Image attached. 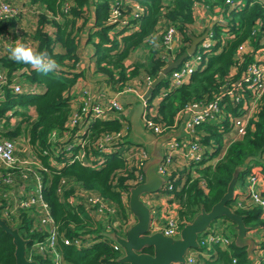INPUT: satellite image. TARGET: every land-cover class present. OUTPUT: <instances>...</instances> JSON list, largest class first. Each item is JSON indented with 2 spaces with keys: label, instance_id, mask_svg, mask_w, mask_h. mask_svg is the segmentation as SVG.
Masks as SVG:
<instances>
[{
  "label": "trees",
  "instance_id": "1",
  "mask_svg": "<svg viewBox=\"0 0 264 264\" xmlns=\"http://www.w3.org/2000/svg\"><path fill=\"white\" fill-rule=\"evenodd\" d=\"M15 1L19 0H0L12 6L15 5ZM116 2L115 0H29L31 5L37 6L38 13L35 15V24L30 29V38L33 42H27L26 38H23V41L26 44L30 43L38 51L46 50L60 65L58 71L46 76L37 73L30 65L9 59L7 48L9 45L14 46L11 37L17 30H20L19 32L25 30H21L20 18L0 21V51L4 52L0 57V73H4L7 78L6 84L0 87V119L5 120L4 125L0 127V142L10 141L22 149V141L26 140L28 147L40 162V167L22 166L20 161L26 160L16 157L19 164L13 170H6L0 164V174H10L12 179L11 185H0V218L9 227L17 228L23 239L31 241L27 246L26 257L36 264H56L52 253L39 252L38 245L44 244L47 237L41 223L44 211L38 206L29 209L18 207L21 201L27 202L35 195L37 178L42 186L41 200L47 205L50 218L59 228L56 247L61 262L121 264L118 261L123 252L114 248L113 241L107 236L106 228L109 226L111 232L115 234L126 233V230L122 232L123 229L119 226V222L127 220L129 215L128 208L121 199V193L128 194V190L135 187L137 177H143L142 172H136L133 162H125L126 157L120 154L108 156L105 164L100 168L59 159L57 162L64 165L59 169L50 166L48 162L52 152L49 155L42 154H47L50 150L51 135L61 134L73 114L72 91L78 80L83 77V71L78 70L82 56L80 48L82 40L93 48L92 60L96 73L108 80L107 84L112 93H118L121 97L122 92L128 88L143 95L142 91L134 88L135 82L146 79L148 88L147 79L153 82L166 67L164 56L167 53L173 54L175 61L186 53L193 37H200L204 33H207V37L211 35L212 44L209 53L203 57L202 67L192 73L189 81L179 87L171 88L168 87L166 76L146 101V106L154 115L153 121L167 129L175 124L178 112L187 105L212 100L220 93L223 86L235 81L252 65H258L256 58L264 60V44H262L264 0H172L167 5H164L163 0H134L140 12L134 19L126 20V25H114L108 22ZM122 2L124 1H121V4ZM198 2L209 10L214 8L223 10L222 20L225 24H214L199 32L193 15V7ZM121 4L120 9L124 16L133 15L131 6L124 7ZM168 26L174 27L177 37L176 45L170 51H167L162 44L163 33ZM111 33L115 35L112 36ZM244 46L247 48L239 56L238 50ZM140 49L148 52L147 68L134 62L131 65L132 69L128 70L124 62ZM131 82L133 84L129 86ZM15 86H20L21 93H15ZM144 88L145 86L142 87L143 90ZM161 91L164 96L157 99ZM138 100L143 110V101ZM106 101L101 102L100 105ZM131 103H133L131 100H126L120 104L126 111V104ZM30 107L36 114L33 120L28 115ZM142 110L141 115L144 111ZM227 110L235 114V109H232L230 104H227ZM9 112L22 118L19 125L6 129V121L11 116ZM107 115L108 119L103 122L96 120L91 124L94 138L86 147L87 155L94 153L98 139L96 134L118 132L124 127L122 116L115 112H107ZM126 124L130 132L129 122ZM219 126V123L200 126L198 129L203 135L201 143L207 144L213 139L220 148L222 136L219 134ZM221 129L229 130L227 122ZM263 156L264 94L260 98L254 119L247 125L244 136L228 147L215 166L197 170L199 179L191 180L190 174L186 173L174 182L171 195L178 203L177 217L184 222L183 226L189 223L201 208L209 211L221 199L237 168L243 167V171L237 176L236 186H243L246 179L253 175L260 177L264 182ZM183 171L187 172L185 169ZM121 173L123 175H117ZM200 179L204 183L203 189ZM180 183L182 186L177 191L176 188ZM84 192L107 202L114 215L106 214L101 218L98 217L95 209L85 198L80 197ZM74 197H78V200L70 204V198ZM7 210L11 211L8 216L5 215ZM235 212L243 216L244 224L248 228L257 226L264 228L260 209ZM65 238L71 241L79 240L83 247L77 248L74 244L64 245ZM259 246L264 250V238ZM194 251L197 253L196 264H251L246 248L237 247L233 240L228 249L212 245L208 250L206 247H201L190 252ZM14 252L15 247L11 237L0 229V264H15ZM145 253L151 254L152 251L147 249ZM263 260L264 257L261 261Z\"/></svg>",
  "mask_w": 264,
  "mask_h": 264
},
{
  "label": "built area",
  "instance_id": "2",
  "mask_svg": "<svg viewBox=\"0 0 264 264\" xmlns=\"http://www.w3.org/2000/svg\"><path fill=\"white\" fill-rule=\"evenodd\" d=\"M117 1L112 8V12L108 22L110 24L126 25V20L137 17L140 9L134 0V11L133 15L130 17L124 16L122 10L120 9V4L127 7L126 1L129 0H115ZM34 14L38 13L37 9L34 8ZM23 11L20 7L12 6L3 2H0V21H7L9 19L19 18L23 15ZM211 35H209L198 47V50L189 59L183 61V63L174 71L169 73L167 76L168 87H179L187 83L190 79L192 73L202 67L203 57L209 53V48L211 47ZM176 31L173 26H168L163 33L162 44L166 47L167 51L172 50L176 45ZM246 46L240 47L238 50V55L241 56L246 50ZM175 56L170 52L164 56L166 63L173 62ZM258 65H252L241 73V75L233 82L223 86L220 93L215 96L212 100L208 102H193L187 105L184 109L180 110L176 116L175 124L167 129L162 125L153 121V114L151 110L146 106V101H143V95L136 93L132 88L126 89L124 92L132 93L135 97L142 100L143 113L141 115V124L143 129L155 136H163L164 134L170 132L175 133L181 127L182 136L179 138L172 137L167 142H165L163 147L162 160L159 166L156 168L155 172L158 176L163 177L167 180L165 186L162 187L161 192L164 194L171 195L174 189V182L180 177L181 171L187 170L191 176L192 180L199 179V174L197 170H200L205 166L208 158L213 157L214 153L216 155V163L224 156V154H219V145L213 140H209L207 144H202L203 135L198 129L200 126L208 123H219V134L223 137L228 131L221 129L222 125L227 122L229 129H235L237 131V136L242 138L245 134L247 125L250 120L254 119V114L259 104L260 98L264 94V60L256 58ZM148 84L152 80L147 79ZM7 78L4 73H0V87L6 84ZM15 93H21L20 86L14 87ZM83 98L87 97V90H83ZM117 95L115 98L118 99ZM164 96L162 91L159 93L157 99H161ZM115 98L108 99L102 105H95L90 103L88 109L79 106L74 109L72 116L69 118L65 129L61 134H52L50 137L51 146L50 150L43 155H49L52 152V156L49 160L56 163L53 166L57 169L63 167V163L59 164L57 161L59 159L63 161H68L69 163L79 162L83 166H89L91 168H100L105 164L106 158L110 155H124L126 157L125 162H133L136 172H142V168L149 160L148 154L144 147L129 145L126 143V138L129 135L128 126L126 122L128 121L127 111H125L121 104ZM156 104V103H155ZM227 104H230L232 109H235V114L230 113L227 110ZM239 105V107H237ZM96 106V107H95ZM251 106L253 107V113ZM107 112H115L122 116L123 118V128L118 132H102L98 135V139L95 143L94 153H86V147L89 142L94 138L92 133L91 124L100 120L103 122L108 119ZM91 119H94L93 121ZM95 135V136H96ZM222 142V140H221ZM236 142V141H234ZM126 143V144H125ZM124 149V151H122ZM228 149V148H227ZM15 144L10 141L0 142V164L6 170H13L19 164V160L15 156ZM180 160V161H179ZM178 161L181 165H178ZM213 166H215V164ZM20 165H34L40 167V162L37 160L36 156L34 160L20 161ZM135 172V173H136ZM143 174V172L141 173ZM117 175H123L117 174ZM38 184L35 189V195L30 197L27 202L21 201L19 206L23 209H29L32 206H38L39 209L44 211L43 218L41 220L42 226L44 227V232L47 233V237L44 244L38 245L39 252L52 253L55 257L56 264H63L59 253L57 252V239L59 236V228L54 224L53 220L50 218L47 205L41 200V190L39 178H37ZM144 182L143 177H137L134 186H138ZM12 179L10 174L2 175L0 174V185H11ZM201 188L203 189L204 183L200 179ZM134 188V187H133ZM264 182L258 176H249L246 179L245 184L240 189V191L235 194V197L230 208L233 211L236 210H261V219L264 220ZM128 194L121 193V199L125 206L128 208ZM80 197L85 198L87 203L95 209V213L98 217H103L104 215H114V211L108 206L107 202L103 199L92 196L86 192L82 193ZM78 200V197L70 198L69 203L74 204ZM129 211V210H128ZM11 213L10 210L5 212L8 216ZM130 213V212H129ZM183 221H180L177 215H167L165 225L158 227L151 225L150 233L160 232L165 237H178L181 229L183 228ZM131 225L129 215L127 220L120 221L119 226L121 229L128 230ZM223 227H216L214 230L205 233L202 238H200V248L206 247L207 250L211 248L212 245H219L222 249H228L232 243L229 237H226L223 233ZM264 230V228H263ZM111 229L109 226L106 228V233H110ZM64 245L74 244L77 248H82L83 245L79 240L71 241L67 238L63 239ZM114 248L120 249L114 244ZM197 253L188 252L186 255V264H196ZM30 260V259H28ZM261 260V259H260ZM31 261V260H30ZM235 263V260H233ZM264 264V260L261 261Z\"/></svg>",
  "mask_w": 264,
  "mask_h": 264
},
{
  "label": "water",
  "instance_id": "3",
  "mask_svg": "<svg viewBox=\"0 0 264 264\" xmlns=\"http://www.w3.org/2000/svg\"><path fill=\"white\" fill-rule=\"evenodd\" d=\"M206 37L207 33L200 37H193L186 53L177 60L167 63L166 67L149 85L142 100L147 101L164 77L168 76L172 70L177 69L186 58L193 56L197 47ZM141 110L142 108L135 119L129 120L130 127L132 126V134L136 137L131 143L134 146L144 147L149 160L145 162L142 168L144 182L128 190V210L135 221L134 224L129 227L124 236H118L114 232L107 234L123 252L118 262L121 264H186L187 253L191 250L200 249L199 240L201 235L209 230L215 221L224 219L233 226L234 244L239 248H246L247 257L251 264H261V260L254 255V251H258L260 248L251 238L247 237L250 228L245 226L243 216L237 214L229 206L235 197L237 176L239 172L243 171V167L235 170L221 199L209 211L201 208L200 212L183 226L178 237H165L160 232L150 233V212L140 198L143 194L156 193L166 185L167 180L159 177L155 172L162 160L160 144L167 142L172 137L179 138L182 128L180 127L176 133H168V135L156 138L153 134L145 132L141 126ZM247 163L248 161L245 164ZM0 229L12 239L15 247V264H36V262L30 261L26 257L27 246L31 243L30 240L23 239L17 228L9 227L1 218ZM147 249H150L152 253H145Z\"/></svg>",
  "mask_w": 264,
  "mask_h": 264
},
{
  "label": "crops",
  "instance_id": "4",
  "mask_svg": "<svg viewBox=\"0 0 264 264\" xmlns=\"http://www.w3.org/2000/svg\"><path fill=\"white\" fill-rule=\"evenodd\" d=\"M171 1L172 0H163V3H164V5H167ZM18 2H20V4H18V7H20L23 11L25 10V13L19 17L22 21L21 25H23L25 23H31L32 25H34L35 24V15H32V13L30 11H27V10L28 9L32 10V9L36 8L37 6L31 5L29 3V0H19ZM126 3H127L126 4L127 7L131 6L130 8L134 11V2L126 1ZM222 12H223V10H221V9L214 8L212 10H209L205 6H203L201 3H199V2L196 3L193 7V15L195 18V26L197 27L198 31L200 32L202 29H205L206 27H211L214 24H219V23L225 24V22L222 20V15H223ZM29 27L33 28L30 25H29ZM25 32H27V31H24L23 33L25 34ZM224 36H226V35H224ZM17 39H20L22 42H24L21 37L17 36V33H14V37H13L12 41L15 42V40H17ZM26 40H27V42H33L32 40H29L28 36H27ZM262 44H264V39H263ZM33 45H34V43H33ZM81 45H80V48L82 49V56H81V60H80L79 65H78V70L83 71V77H81L78 80L76 86L74 87V89L72 91V99H73L72 110L73 111H74V109H76L75 106H76L77 93L80 92L83 88L84 89L89 88L90 90L91 89L94 90V89H98L100 87V88H104L103 90L105 92V89L108 86V84L106 82H104L105 79L103 78V76L96 73V68L94 67L95 65H94L93 60H92L93 48L91 47V45H89L85 41L83 42V40H82ZM90 49H92V50H90ZM3 55H4V52L0 51V57H2ZM83 61H85V62H83ZM134 62L139 63L144 68L145 67L147 68L148 63H149L148 52L144 49H140L138 51H135L130 56V58L124 62V65H125V67H127L128 70H131L132 69L131 65ZM132 84H133V82L129 83L128 85L132 86ZM102 85H103V87H102ZM144 86H145V88L143 90L142 87H144ZM134 88H136L139 91H142V93L144 95L145 91L147 90L146 79L142 82L141 81L135 82ZM95 98L99 99L101 102H103V101H106L108 97L98 98V96H95ZM120 100H122V102L123 101L125 102L126 100L130 101L128 95H126V94H123L120 97ZM129 105L126 104V106H127L126 110L127 111H129L128 108H130ZM140 109H141L140 103L138 105H136V104L134 105V108H133V111L131 114L129 111L130 120L132 118L135 119L139 115ZM251 109H252V113H253V107L252 106H251ZM17 110L20 111V109H17ZM9 114H11V116L6 121V124H5L6 129H11V128H14L15 126L19 125V122L22 118L19 115H13L12 112H9ZM28 115L30 116L31 120L35 119L36 114H35V111L33 108H31V107L28 108ZM4 123H5V120L0 119V127L3 126ZM138 123H139V121H138ZM130 129H131V131L126 138V143H128L129 145H133L131 143V141L134 138L136 139V137H134V135L132 134V126L130 127ZM228 132L229 133H226V135L222 137V142L220 144V148L218 147V153L219 154H224L226 152L227 148L234 141H239L241 139L237 136L238 134H237V131L235 129H229ZM168 133H170V132H168ZM168 133L164 134L163 136L168 135ZM181 136H182V133H180L179 137H181ZM155 137L159 138L162 136H155ZM165 142L160 144V155L161 156L163 155V147H164ZM15 148H16L15 156L18 157L19 159L21 158L20 160H29V161L34 160L35 155L30 150V148L28 147L26 140L22 141V149L20 147H16V144H15ZM214 156L208 158V161L205 164L206 167L207 166L213 167L214 163H216V159L214 158ZM263 160H264V156H263ZM179 161H178V165H181V163ZM186 173H189V172L188 171L187 172L181 171L180 176L183 174H186ZM182 181H184V179H182ZM242 187L243 186H239V187L236 186L235 192L238 193ZM140 199L146 205V207L149 209L150 227H151V225L162 227L165 225L167 215H177V211L179 209L178 203L175 201V199L172 197V195L164 194L161 192V190H159L156 193L143 194ZM129 219L131 221L130 226H132L135 221H134V219L130 213H129ZM214 223H213L214 225L212 224L209 229L214 230L216 227H223L224 229H227L234 236V231L232 230L233 226L230 222L224 221L223 219H219V220L215 221ZM124 231L122 230V232H124ZM126 232H127V229H126ZM117 235L118 236H124L125 234L124 235L117 234ZM247 237L251 238L254 241V243L260 248L258 251H254V255L257 258L262 259V257H264V250L261 249L259 244L262 241V239L264 238L263 228L261 226L254 227L252 229L250 228L249 232L247 233ZM234 238L235 237L231 238V240H233Z\"/></svg>",
  "mask_w": 264,
  "mask_h": 264
},
{
  "label": "clouds",
  "instance_id": "5",
  "mask_svg": "<svg viewBox=\"0 0 264 264\" xmlns=\"http://www.w3.org/2000/svg\"><path fill=\"white\" fill-rule=\"evenodd\" d=\"M7 53L12 61L30 65L37 73L45 76L49 73H55L60 68L58 62L46 50L38 51L20 39L15 40L14 46L9 45Z\"/></svg>",
  "mask_w": 264,
  "mask_h": 264
},
{
  "label": "rangeland",
  "instance_id": "6",
  "mask_svg": "<svg viewBox=\"0 0 264 264\" xmlns=\"http://www.w3.org/2000/svg\"><path fill=\"white\" fill-rule=\"evenodd\" d=\"M18 4H20V2H16L15 1V5L14 6H18ZM27 11H30L31 13H32V15H35L34 14V11H35V9H28ZM20 17V16H19ZM28 25V26H27ZM29 25L30 26H32V24L31 23H25V24H23L22 25V29L21 30H25V31H27V32H25V34L21 31V32H19L20 30H17V36H19V37H21L22 38V40H23V38H27V36H28V38H29V40H31V38H30V36H31V32H30V27H29ZM23 27H24V29H23ZM111 35L112 36H114L115 34H113V33H111ZM14 37V36H13ZM13 37H11V42H12V40H13ZM11 44H13V43H11ZM29 45H31L30 43H29ZM82 46V45H81ZM90 50H92V49H90ZM83 62H85V61H83ZM91 65V64H90ZM93 65V64H92ZM94 66V65H93ZM95 67V66H94ZM105 80H104V82H106V83H108V80L106 79V78H104ZM102 87H103V85H102ZM104 88H98V89H94V90H90L89 88L88 89H82L80 92H78L77 93V96H76V106H75V108L77 109L79 106H83V108H86V109H88L89 107H90V103H93V104H95V105H98V104H100L101 103V101L99 100V99H96L95 98V96H98V98H104V97H108L107 98V100L108 99H111V98H115V95L116 94H118V93H116L115 94V92H111V90H110V87L109 86H107L106 87V89H105V92H104V90H103ZM83 90H87L86 92H87V97H85V98H83V94H84V91ZM123 94H125L124 93V91L122 92ZM126 95H128V97H129V99L133 102V103H131L130 105H129V107L131 108H128L129 109V111H130V114L132 113V111H133V108H134V105L136 104V105H138L139 104V100L133 95V94H131V93H127ZM117 97H118V99L120 98V96L119 95H117ZM116 99V98H115ZM118 99H116V100H118ZM118 102L119 103H121V104H123V102H122V100H118ZM96 107V106H95ZM127 111V110H126ZM129 111H127V116H128V121L130 120V114H129ZM92 121L94 120V119H91ZM140 123H141V119H140ZM141 126H142V124H141ZM51 165H53V166H55L56 165V163H53L52 162V160H49L48 161ZM192 180V179H191ZM181 186H182V184L180 183V184H178V186H177V191L181 188ZM211 227V226H210ZM223 233H224V235L226 236V237H229L230 239L231 238H233V236H229V235H233V234H231L227 229H223ZM234 240V239H233Z\"/></svg>",
  "mask_w": 264,
  "mask_h": 264
}]
</instances>
